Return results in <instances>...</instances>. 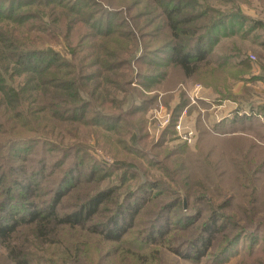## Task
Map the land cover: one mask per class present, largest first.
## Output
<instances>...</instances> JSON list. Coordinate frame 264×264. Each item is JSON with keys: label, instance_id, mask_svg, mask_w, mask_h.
Returning a JSON list of instances; mask_svg holds the SVG:
<instances>
[{"label": "trees", "instance_id": "1", "mask_svg": "<svg viewBox=\"0 0 264 264\" xmlns=\"http://www.w3.org/2000/svg\"><path fill=\"white\" fill-rule=\"evenodd\" d=\"M120 1L127 8L120 9L115 0H0V246L12 264L34 261V254L12 242L27 225L40 243H54L58 226L83 237L60 253L63 264H83L81 255L89 253L91 240L95 252L104 245L100 242H125L146 264H162L155 258L158 246L172 243L175 254L198 262L227 224L236 225L213 206L200 222V210L184 211L192 197L210 200L206 196L212 188L192 195L188 160L168 163L172 150L164 152V161L147 152L140 153L142 162L128 158L135 152L128 136L135 129L139 141L150 135L149 120L139 112H148L157 102L160 93H144L152 85L168 92L187 80L200 82L212 90V104L231 100L238 110L249 111L213 125L198 116L201 135L228 137L201 161L210 165V176L233 173L241 181L252 180L256 191L262 189L264 123L253 112L264 113V104L254 100L253 83L264 81V37L254 36L263 49L256 62L238 42L222 43V38L246 37L264 28V16L253 17L243 9L260 6L264 14V0ZM143 3L145 10L139 8ZM157 19L161 21L153 26ZM52 40H60L63 50ZM255 66L261 73L254 74ZM240 81L237 93L234 87ZM138 94L141 100L135 101ZM184 99L182 94L178 105ZM181 107L173 110L174 127ZM91 138L117 159L134 163L106 164L90 153L85 156L88 150L81 143ZM155 143L146 145L154 150L161 145ZM183 146L178 151L189 147ZM71 150L73 158L49 197L43 179L66 163ZM156 165L158 176L151 172ZM114 171H120L121 184L99 176ZM92 185L98 186L91 190ZM158 193L175 198L155 204L154 219L146 221L142 211H148ZM70 200L68 210L64 206ZM173 230L176 235L170 237ZM240 232L226 237L217 258L239 241ZM40 259L49 264L48 258ZM126 260L129 256L123 253L117 261Z\"/></svg>", "mask_w": 264, "mask_h": 264}, {"label": "rangeland", "instance_id": "2", "mask_svg": "<svg viewBox=\"0 0 264 264\" xmlns=\"http://www.w3.org/2000/svg\"><path fill=\"white\" fill-rule=\"evenodd\" d=\"M119 3L118 7H121L120 9L127 8L126 4L124 2H121L120 0H115ZM146 1V0H145ZM144 1V2H145ZM104 6L108 10H114L108 5L104 4ZM145 4H141L139 8L141 10H145ZM244 12L248 15H251L253 17L255 16H264L262 13V10L255 8V7H243ZM161 19L155 20V24L153 26H156L159 24ZM153 26L150 28L152 30ZM242 34H245L244 31H242ZM260 34L262 37H264V28H258L254 30L251 34H246V37H241L240 34H236L232 37L228 38H222V43L226 42L228 40H234L238 42L241 46H243L249 53V57L252 61L256 62L258 61V55L261 54V51L263 50L260 48L259 42L254 41V36ZM58 40L57 42L55 40L51 41V44H55V47L57 49L63 50V46L61 45V41ZM59 42V43H58ZM221 43V44H222ZM219 48V47H218ZM137 69V68H136ZM197 86H200V89L198 90L199 99L197 101H193L192 97L195 93V89ZM156 87L152 85L150 89H144V93L147 96L153 95V94H159L157 98V102L155 105L151 106L149 111H145L144 113L142 111L139 112V114H143L144 118H148L149 123L147 125L148 131L150 132V135L148 138L141 139L139 141L140 136L138 135L137 130L135 129L133 134L128 136L127 141L133 145L135 149H132L131 154L129 155V159L135 160L136 162L141 161L144 158L141 152L145 153L147 152L148 155L158 156L157 158H163L164 161V152L166 150H172L171 155L172 157L168 159V163L174 161L175 159H181L184 158L188 160V169L190 170L191 174V182L193 186L194 192L191 191V194H197L201 195L206 192L207 189H210L208 195L206 196L207 199L210 198V200H204L201 199V197L197 200H194L192 195L191 199V205L182 207V203L179 204L184 211H193V210H200V218L197 220V222L202 221L204 218H207L210 214V208L213 206V208H218L222 213L227 214L230 219L233 220L235 224H227L226 230L220 231L217 235V238L215 240L214 246L207 252V254L202 257V259L198 262L186 260L181 258L179 255L175 254L171 249V247H174L172 243H170L171 247L169 246H158L159 251L156 253V261H161L162 264H264V175L262 176L261 180V187L259 191L254 189V182L252 180L249 181H241L236 177V174H231L226 176H223L218 171L216 174H213L210 176L209 171L211 170L210 165L203 166L201 159L205 158V153L207 154V151H210L211 147H217L218 149L221 148L222 144H226L225 141L228 137H221L212 135L211 133L206 134H200V129L197 126V118L198 116H201L202 119L205 121V123L209 124H215L216 122H219L220 119H222L224 109H219L217 106L210 104L208 105L207 101L202 99V96H205L204 93L207 94L206 91H212L210 88H207L203 86L200 82H194V81H185L184 83H180L176 87V89H171L168 92L163 91V89L155 90ZM184 95L185 102L181 103L182 106L180 108V114L178 121L180 119L182 120V123L185 127H191L195 131V138L191 144L185 143L180 138L179 134L177 133V130L175 129L172 122H170L166 126L164 125L165 120L162 122L158 121V125L155 128V124L157 123L156 118H152L155 116V108H158L160 101L165 106L164 110L166 114H170L172 116L173 110L177 111L178 105L181 100V95ZM201 97V98H200ZM135 101H140L141 97L138 94V96L134 99ZM233 102V101H232ZM236 103V102H235ZM127 108V106L125 107ZM220 110V111H219ZM232 116V115H231ZM230 116V117H231ZM152 118V120H151ZM228 118V117H227ZM225 119V118H223ZM222 119V120H223ZM154 122H151L153 121ZM172 120V118H171ZM177 121V122H178ZM159 130L158 128L161 127ZM169 126L172 127V131L166 130ZM166 130L167 133L164 131ZM163 131L165 132L163 135ZM208 132V131H207ZM163 135V137H162ZM229 136V135H228ZM69 141L70 137L68 136ZM150 141H154L156 143H161V145L156 149H151L146 144ZM155 143V144H156ZM83 146L87 147L86 151L84 153L85 156H88V153L91 157H95L97 160H104V163L106 164H112V163H123V162H129L122 159H117L116 156L111 155L109 152L105 151L103 148L97 145V142L94 139H90L88 141H85L81 143ZM189 145L188 148L183 149L182 151H178L179 148L184 147L183 145ZM175 149V153H174ZM73 151L71 150V155L67 159L66 163L62 166H59L55 173L51 174L49 171L46 173V178L43 179L44 188L46 189L45 192L48 194L49 197H51L52 190L55 187V182L60 174V172L67 166V164L72 160L73 158ZM83 151V150H82ZM197 152H199L198 155H195ZM79 153L83 155V153L79 150ZM122 157L128 156L127 154L121 153ZM155 157V161L157 160ZM215 160L216 158L213 157ZM157 162V161H156ZM220 162V161H219ZM217 163V165H221L222 168L224 166L221 163ZM151 172L156 173V175H160L161 172L158 170V165L156 167L151 168ZM223 174H226L227 172H222ZM102 176L104 179L103 181H112L113 184H120L122 183V180L117 179V177H121L120 171H114L109 176L107 174L105 175H99ZM152 176V175H151ZM131 177V174L129 175ZM152 178V177H151ZM98 182V183H102ZM243 183V184H242ZM105 183H102V185ZM126 184H130V180L126 181ZM242 184V185H241ZM98 185H92L89 187V189L93 190V188L97 187ZM218 187V188H217ZM221 187V188H219ZM48 190V191H47ZM79 190H77L76 193H78ZM120 192V191H118ZM118 192L115 194V196L118 194ZM37 195V194H36ZM155 195V193H153ZM44 196L46 195H39ZM37 195V197H39ZM175 195L172 194H164L158 193L156 197H154V203H152L149 206L148 211H142V215L144 213L145 217L144 220H151L154 219V215L156 213H153L156 209V205L159 202H163L165 200H172ZM179 196V195H178ZM70 198V197H69ZM68 198V199H69ZM70 201L65 202V208L68 207V210H70L72 207H69ZM211 205H209V203ZM188 206V207H187ZM243 206V207H242ZM113 207V204L110 205V208ZM148 207V206H147ZM146 207V208H147ZM146 210V209H145ZM178 209H174V213H178ZM107 214V213H106ZM145 221V222H146ZM232 222V221H231ZM66 228V227H64ZM174 226L172 227V229ZM240 232V239L233 245H231L226 253H223L222 256H218L220 250L223 248V246L227 243L228 240L226 237H233L237 235V232ZM34 231L31 229V225L25 226L22 231L17 233V236L13 238V245H17L18 248L23 249L25 248L28 250V252L34 254V261L32 264H46L44 261H42L40 258H48L49 264H63L62 261H60V253L65 250H68V246L72 245L71 242H75L77 240H81L83 237H79L76 234H73L71 232H68L64 230L63 228L58 226L56 228V238L55 242L48 244V243H40L37 237L33 233ZM86 232V231H85ZM86 236H89L86 233ZM173 235L170 237L176 235V231L173 230ZM189 236V234L187 233ZM93 238H97L96 236H93ZM82 242V241H81ZM91 249L88 254H80L81 259L83 261V264H146L142 259H138L131 251L133 249H130L128 245L124 242L120 245H116L113 242H100L104 245L100 247V250L98 252L94 251V243L91 240ZM98 243V241H96ZM221 244V245H219ZM85 246V245H84ZM110 248V254L112 256L107 258L109 256V249ZM178 248V247H177ZM219 248V249H218ZM120 249V250H119ZM89 250V249H88ZM119 250V252H117ZM129 250L131 252L127 251ZM75 252V251H73ZM126 253L129 256V260H126L123 262H118L117 260L120 259V256ZM7 251L4 247L0 246V264H12L10 260L7 258ZM87 260H84V258ZM35 259H38V261H35ZM112 261H116L113 262ZM157 264V263H155Z\"/></svg>", "mask_w": 264, "mask_h": 264}, {"label": "crops", "instance_id": "3", "mask_svg": "<svg viewBox=\"0 0 264 264\" xmlns=\"http://www.w3.org/2000/svg\"><path fill=\"white\" fill-rule=\"evenodd\" d=\"M254 74H259L261 73V69L259 66H255L253 69ZM243 86V82H237L234 89L237 93H239ZM253 87H254V100L260 102L261 104H264V81L263 80H257L253 83ZM205 96H202V99L206 100L207 103L209 104L211 101H213V97L214 94L212 91H206ZM215 105V104H212ZM217 106L219 109H224L225 112H223V118H227L230 117L231 115L236 114L237 115H242V114H250L249 111H244V110H238V104L235 102H232L231 100H226L224 101L222 104L220 105H215ZM248 110V109H245ZM220 111V110H219ZM254 113L255 117H258L261 119V121L264 123V113H261L259 116ZM222 118V119H223ZM222 119H220L219 121H221Z\"/></svg>", "mask_w": 264, "mask_h": 264}, {"label": "built area", "instance_id": "4", "mask_svg": "<svg viewBox=\"0 0 264 264\" xmlns=\"http://www.w3.org/2000/svg\"><path fill=\"white\" fill-rule=\"evenodd\" d=\"M200 89V86H197L196 89H195V93L192 97V100L195 102L197 101V99H199V95H198V90ZM201 98V97H200ZM165 106L162 104V102L160 101V104L158 106V108H155V116L152 117V118H156L157 120V123L155 124V128L157 127L158 125V121L162 122L163 120L166 119V121L164 122L165 124L162 125V126H166L168 125L170 122H171V118L172 116L170 114H166L165 113V110H164ZM151 118V120H152ZM151 122H154L151 121ZM159 127L158 130L160 128ZM167 127V126H166ZM175 129L177 130V133L179 134L180 138L182 139V141H184L185 143H188V144H191L195 138V131L193 128L191 127H185L182 123V120L180 119V121H178L176 124H175Z\"/></svg>", "mask_w": 264, "mask_h": 264}]
</instances>
